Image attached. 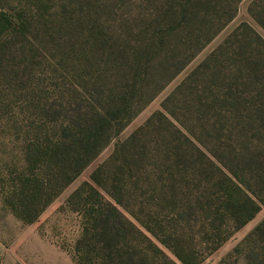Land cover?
<instances>
[{"label":"trees","instance_id":"obj_1","mask_svg":"<svg viewBox=\"0 0 264 264\" xmlns=\"http://www.w3.org/2000/svg\"><path fill=\"white\" fill-rule=\"evenodd\" d=\"M113 1L0 0V75L24 92L3 202L34 221L116 139L93 182L66 202L85 217L76 261L167 264L165 245L182 264H200L256 216L255 198L264 203V34L239 24L164 99L165 111L121 140L241 0ZM249 12L264 32V0ZM254 240L264 259V219L244 242Z\"/></svg>","mask_w":264,"mask_h":264},{"label":"rangeland","instance_id":"obj_2","mask_svg":"<svg viewBox=\"0 0 264 264\" xmlns=\"http://www.w3.org/2000/svg\"><path fill=\"white\" fill-rule=\"evenodd\" d=\"M253 0H241L238 4L236 17L187 65V67L167 87L142 110L136 118L120 133L118 139H125L149 116L157 110L165 111L162 103L174 88L203 60L211 53L225 38L241 23H250L254 28L264 34L260 25L255 21L249 12ZM115 5V1L112 0ZM117 5H120L119 3ZM123 6V5H121ZM31 44L29 47L30 48ZM52 60L48 59L54 67H58L59 55L47 53ZM53 56V57H52ZM54 58V60H53ZM39 70L42 67L38 68ZM17 83L0 75V264H79L75 258L74 246L77 240L84 233L85 217L66 205L68 197L85 181H92L93 171L111 154L114 148L113 140L100 155L94 159L85 170L75 178L61 193L37 216L32 222H25L3 202V194L6 191L5 174L13 156L18 155L19 147L10 142L11 129L20 113L16 108L20 100H23L24 92L15 90ZM45 95H52L54 90L43 92ZM26 110L29 108L25 107ZM28 111L27 113H30ZM168 118L177 127L183 129L180 119H177L166 112ZM184 130V129H183ZM198 147L207 152L206 144L200 143L192 136ZM19 156H16V159ZM93 182V181H92ZM249 193V191H247ZM103 193L109 197L106 189ZM251 197L253 195L249 193ZM112 200V199H111ZM255 200L260 205L256 216L237 230L229 239L221 244L213 253L206 255L200 264H247L248 255H252V264H264L263 250L258 247L259 242L245 243L244 240L256 226L264 219V203ZM113 201V200H112ZM198 227H194L193 239L198 241ZM195 248L204 246L194 243ZM173 264H182L165 245H162ZM206 247V246H205ZM207 250V249H206ZM167 258V264L169 259ZM160 260L159 262H163ZM172 264V263H171Z\"/></svg>","mask_w":264,"mask_h":264}]
</instances>
